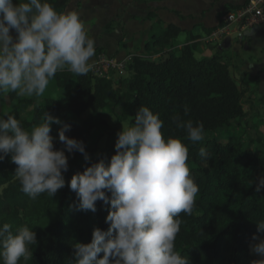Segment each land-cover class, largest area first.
<instances>
[{"label":"trees","instance_id":"1","mask_svg":"<svg viewBox=\"0 0 264 264\" xmlns=\"http://www.w3.org/2000/svg\"><path fill=\"white\" fill-rule=\"evenodd\" d=\"M68 1L49 0V3L63 12ZM216 27L206 32L211 33ZM182 32L172 23L163 28L158 23L152 25L144 50L157 57L132 55L125 66L132 75L124 88L115 84L114 79L90 71L75 75L65 70L54 77L55 86L66 90L64 101L49 96L40 100L23 98L15 92L9 93L16 103L5 113L14 115L23 128L30 130L41 124L45 112H49L69 124L66 135L82 140L88 154L93 155L85 161L81 153L65 151L69 164L64 173L66 186L52 197L44 193L36 200L20 190L16 165L10 156L0 161V224H11L13 231L26 225L37 237L36 245L30 246L32 254L20 264H73L72 245L90 242L95 227L108 228L105 218L109 205L98 200L95 213L73 209L70 206L78 203V197L67 182L91 163L101 158L107 162L114 154L115 146L94 156L90 141L95 127L105 122L100 110L121 100L122 119L130 117V123H134L136 111L146 106L163 120L165 138H179L188 148L187 164L199 191L191 215L181 213L177 217L180 231L175 238V250L189 258V264H252L259 259L250 252L249 244L254 234L259 235L257 223L264 222V189L256 192L255 184L251 183L264 175V155L244 148L238 139L222 142L208 136L244 117L242 93L225 56L214 53L197 57L189 44L183 45L179 53L167 49ZM185 106L190 109L187 115ZM87 111L89 114L80 123L67 120L69 113L81 115ZM176 115L202 123L204 141L190 142L172 122ZM60 127L51 125L57 149L63 148L59 141ZM201 148L208 153L206 160L199 155Z\"/></svg>","mask_w":264,"mask_h":264},{"label":"clouds","instance_id":"2","mask_svg":"<svg viewBox=\"0 0 264 264\" xmlns=\"http://www.w3.org/2000/svg\"><path fill=\"white\" fill-rule=\"evenodd\" d=\"M94 55L95 41L77 12H58L49 0H0V97L12 92L42 97L57 72L86 75ZM189 111L185 106L184 114ZM172 122L190 142L204 141L202 123L179 115ZM52 124L61 125L63 148L54 146ZM163 126L158 113L139 107L134 123L122 124L117 132L110 159L91 163L67 182L78 197L73 209L95 213L98 200L109 205L108 228L95 227L90 242L72 245L73 264H189L175 250L177 217L191 215L199 189L190 175L187 146L179 138H165ZM70 127L49 112L30 130L14 115H0V161L10 156L20 190L30 199L44 193L52 197L66 186L65 151L91 159L82 140L66 135ZM199 155L208 158L204 148ZM253 183L260 192L264 175ZM257 233L249 244L250 252L259 256L252 264H264V222L257 223ZM36 243L28 226L13 231L11 224H0V264L27 261Z\"/></svg>","mask_w":264,"mask_h":264},{"label":"rangeland","instance_id":"3","mask_svg":"<svg viewBox=\"0 0 264 264\" xmlns=\"http://www.w3.org/2000/svg\"><path fill=\"white\" fill-rule=\"evenodd\" d=\"M169 1L179 5L182 4V0ZM149 2V0H69L63 12H77L86 27L88 35L95 41V46H97L95 47V55L90 61L93 66L99 53L111 58L129 60L131 56L125 58L117 57L118 51H125L123 48L126 44H128L129 48H126L128 51L127 55L138 53L144 57H157H153L152 54L149 55L142 49L144 39L149 36V33H146L147 29L145 31V23L143 22L146 20L148 10L151 8ZM156 2L163 3L165 0H156ZM165 17L167 16L165 15ZM242 39H245V37H242ZM97 42L102 45H98ZM177 44H179L178 41H172V47H174L172 50L175 53L180 51V48L176 47ZM212 46L213 44L208 46L207 53L214 50ZM227 54L230 55L229 62L232 68V76L242 93L245 115L243 118L233 120L229 125L215 130L208 136L217 138L222 142L238 139L244 148H250L255 154L264 155V95L258 97L259 99L253 97V94L255 95L257 91V77L255 76L254 79L250 78L253 75V71L249 69V63L248 69L244 70L241 66L235 65L236 58L232 51ZM90 72L93 73L92 67ZM112 74L115 84L117 82L122 88L126 87L132 75L127 69H124L122 74L118 70H112ZM54 83L53 78L42 97L31 98L40 100L44 96H49L64 101L66 90L57 88ZM23 98L30 97L25 96ZM15 103V99L11 100L9 98V93L0 97V115L12 109ZM122 103L123 100L117 105L100 110L105 122L95 127L91 137L90 143L95 150L94 156L105 149L115 146L117 132L122 129V124H132L130 123V117L127 119L121 118ZM88 114L89 111L81 115L69 113L67 120L80 123ZM92 156L90 155V157Z\"/></svg>","mask_w":264,"mask_h":264},{"label":"crops","instance_id":"4","mask_svg":"<svg viewBox=\"0 0 264 264\" xmlns=\"http://www.w3.org/2000/svg\"><path fill=\"white\" fill-rule=\"evenodd\" d=\"M149 1L151 8L148 10L146 20L143 21L145 23V31L147 29L146 33H149V36L144 39L142 45L150 39L152 25L158 23V26L163 28L167 24L172 23L183 31L174 39V41L179 42L176 47L181 48L183 45L189 44L193 46L194 54L197 57L218 53L225 56L228 62L230 55L227 53L232 51L236 58L235 65L241 66L246 70L249 63V69L253 71V75L250 78L254 79L255 76L257 77V91L255 95L253 94V97L259 99L258 97L264 95V27L250 37L240 35L233 38V35L239 31L218 32L223 25V15L226 12L244 6L249 0H182L183 5L169 0H165L163 3L156 2V0ZM215 26H217L216 29L211 33L206 32V29ZM242 37H245V39H242ZM227 38H230L229 45L225 43ZM97 44L102 45L98 42ZM210 44H213L212 47L216 52L214 50L209 53L206 52ZM126 48L129 49L128 44L123 48L125 51H118V58L132 56L126 54L128 52ZM172 48L174 47H168L167 49ZM142 49L144 50V46H142Z\"/></svg>","mask_w":264,"mask_h":264},{"label":"built area","instance_id":"5","mask_svg":"<svg viewBox=\"0 0 264 264\" xmlns=\"http://www.w3.org/2000/svg\"><path fill=\"white\" fill-rule=\"evenodd\" d=\"M264 0H249L244 6L226 12L222 17V26L218 30L220 33L229 31H240L252 27L254 24L264 22ZM128 59H115L107 57L103 53L97 55L96 61L92 66L95 75L114 78L112 70H118L121 74L124 72ZM112 74V76H111Z\"/></svg>","mask_w":264,"mask_h":264},{"label":"water","instance_id":"6","mask_svg":"<svg viewBox=\"0 0 264 264\" xmlns=\"http://www.w3.org/2000/svg\"><path fill=\"white\" fill-rule=\"evenodd\" d=\"M263 11H264V7H263ZM264 27V22L260 23V24H254L252 27L243 30L242 32H236V34L233 35V38L237 37V36H246V37H250L252 35H254L260 28ZM229 41L230 38H227L225 43L226 45H229Z\"/></svg>","mask_w":264,"mask_h":264}]
</instances>
